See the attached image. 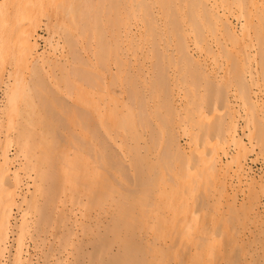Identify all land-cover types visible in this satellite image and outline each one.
I'll return each instance as SVG.
<instances>
[{
    "label": "bare ground",
    "instance_id": "bare-ground-1",
    "mask_svg": "<svg viewBox=\"0 0 264 264\" xmlns=\"http://www.w3.org/2000/svg\"><path fill=\"white\" fill-rule=\"evenodd\" d=\"M2 16L0 264H264V0H0ZM157 199L169 216L147 213Z\"/></svg>",
    "mask_w": 264,
    "mask_h": 264
},
{
    "label": "rangeland",
    "instance_id": "rangeland-1",
    "mask_svg": "<svg viewBox=\"0 0 264 264\" xmlns=\"http://www.w3.org/2000/svg\"><path fill=\"white\" fill-rule=\"evenodd\" d=\"M4 15V18L7 20V16H6V14L4 13L3 14ZM1 18V23H0V31H1V33H0V36H2V38L0 39V42H1V40H2V42L0 43L1 44V47H0V50H2L0 53H1V56L3 57V58H5V60H4V65L6 66L7 65V45H5L4 47H6V49H4L3 50V43L4 42H6L7 41V32H5V31H7V27H6V24H7V21L5 20V19H3L4 20V23H6L5 24V27H4V23H2L3 21H2V18H3V16L2 17H0ZM2 24V25H1ZM3 26V27H2ZM2 28H3V31H2ZM5 29V30H4ZM4 34H5V37H4ZM44 34H46V31L44 30ZM4 41V42H3ZM3 47V48H2ZM2 48V49H1ZM4 51V52H3ZM2 53H5V55L4 54H2ZM0 56V57H1ZM3 58H1V59H3ZM3 61L1 60V63H2ZM2 65H3V63H2ZM6 71V72H5ZM5 71H0V82L1 83H3V82H6L7 81V69L5 70ZM6 75H5V74ZM6 78V79H5ZM6 80V81H5ZM3 81V82H2ZM3 99H4V91H1L0 90V105L3 103ZM258 147V146H257ZM254 156L253 157H257L256 158V160H255V165H254V167H255V169L257 170V172H256V177H257V182L258 183H253V185L250 187V194L252 193H254V192H256L259 188H260V186H261V184H260V181H261V175H262V173H259V170H260V168H262V165L264 164V155H259V156H256L255 155V152H254V154H253ZM156 159V158H155ZM169 163V162H168ZM198 165H204V164H202V163H200L199 161H197V162H194V163H188L187 162V166H186V168L188 169H191V168H194V167H197ZM206 167L207 166H205L204 165V169H205V171H206ZM264 169V168H263ZM168 174V176H169V173H167ZM244 188H245V186H243ZM245 192L243 191V190H240V192H239V197H238V202H237V206H238V208L239 209H242V207H243V209H244V206H243V199H244V196H245V194H244ZM207 194H208V198H209V200L210 201H212L213 200V195H214V189H213V187H212V183H210V189L207 191ZM157 201L160 203V205L158 206V205H155V203L153 202L151 205H150V207H149V211H147V213L150 215V216H159V217H161V216H169V212H164V206L166 205V202H168V200L166 201L165 199L164 200H162V199H157ZM241 203V204H240ZM226 204H227V202H225L224 204H223V206H222V209H221V211L219 212L220 213V216H224L225 218H228L229 217V215H228V206H226ZM155 206H158V207H161L160 209L161 210H157L156 211V207ZM242 209V210H243ZM245 214V213H244ZM214 216H216V214H214ZM229 219V218H228ZM234 221L233 222H231V225H232V230L233 229H239L240 228V230H241V228H242V234L244 235L246 232H249V230H250V228L252 227V223H251V221H249L248 220V218H246V217H241V218H238V216L237 217H235L234 219H233ZM243 221V224H242V222L241 221ZM207 222H208V220H206ZM225 227H228V228H231L230 227V225L229 224H226L225 225ZM219 230V229H218ZM235 230H233V231H235ZM220 231V230H219ZM44 237V240L41 242V244L38 246V247H36L35 248V253H38L39 255H43V256H47V254H48V252H49V248L51 247L50 245V242L53 240H55L54 239V235H53V233H52V231L50 230L49 232H46V233H43V236H42V238ZM54 243L56 244V245H54V246H58V243H57V241L55 240L54 241ZM253 244H255V243H253ZM189 245L190 244H188V246L187 247H189ZM248 254V255H247ZM250 254V255H249ZM242 255V254H241ZM240 255V256H241ZM245 257H246V263L247 264H259L258 263V261H260L259 260V258H258V256H257V254L255 253V249L253 250H251V253H245ZM51 258V257H50ZM241 259L242 260H240L239 262H237L236 264H243V263H245V259L244 258H242L241 257ZM223 264H226V262H225V260L222 262ZM235 264V263H234Z\"/></svg>",
    "mask_w": 264,
    "mask_h": 264
}]
</instances>
